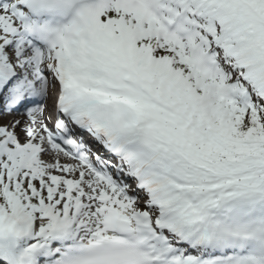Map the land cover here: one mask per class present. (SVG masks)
<instances>
[{
  "label": "snow or ice",
  "instance_id": "6c2138e0",
  "mask_svg": "<svg viewBox=\"0 0 264 264\" xmlns=\"http://www.w3.org/2000/svg\"><path fill=\"white\" fill-rule=\"evenodd\" d=\"M0 264H264V0H0Z\"/></svg>",
  "mask_w": 264,
  "mask_h": 264
}]
</instances>
